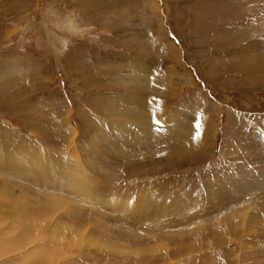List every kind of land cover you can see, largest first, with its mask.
<instances>
[{"label": "rangeland", "instance_id": "1", "mask_svg": "<svg viewBox=\"0 0 264 264\" xmlns=\"http://www.w3.org/2000/svg\"><path fill=\"white\" fill-rule=\"evenodd\" d=\"M0 264H264V0H0Z\"/></svg>", "mask_w": 264, "mask_h": 264}, {"label": "bare ground", "instance_id": "2", "mask_svg": "<svg viewBox=\"0 0 264 264\" xmlns=\"http://www.w3.org/2000/svg\"><path fill=\"white\" fill-rule=\"evenodd\" d=\"M18 167H22V166H19L18 165ZM5 168V167H4ZM5 170V169H4ZM244 188V187H243ZM261 189V188H260ZM250 190V189H249ZM253 190V189H252ZM254 190H255V188H254ZM253 192V191H252ZM225 193H227V191L226 190H223V191H218V196H220V198L218 199L219 201H220V203H219V205L222 203L221 201L224 199V198H226V194ZM248 193V192H247ZM121 197V196H120ZM122 198V197H121ZM229 200V199H228ZM189 200L188 199H185V203H187ZM225 201V200H224ZM228 202V201H227ZM224 204V203H223ZM112 205H113V209H115V211L118 213V214H122L123 216H124V214H126V213H128L129 212V209H126V207L123 205V204H120V201H119V203H112ZM222 206V205H221ZM134 207H136V206H134ZM171 207H173L174 208V205L172 204V203H170V208ZM169 207H167V209L169 210L170 209ZM183 208V207H182ZM154 210L158 213L159 211H158V208H155L154 207ZM183 210V209H182ZM103 214V213H102ZM117 214V215H118ZM121 215V216H122ZM186 215L188 216V214H184L183 213V217H181V219H183V218H186ZM121 216L120 217H118V220H123L122 218H121ZM129 216L130 217H133L132 219H133V222L134 223H136V224H138V214L136 213V212H133L132 214H130L129 213ZM154 216V215H153ZM154 219H155V217H153ZM153 219V220H154ZM151 221H152V219H151ZM157 221V220H156ZM122 222H124V220L122 221ZM121 225H124V223L123 224H121ZM137 226V225H136ZM116 227V226H115ZM123 228V227H122ZM125 228V227H124Z\"/></svg>", "mask_w": 264, "mask_h": 264}]
</instances>
